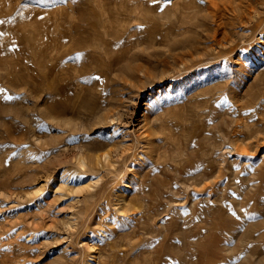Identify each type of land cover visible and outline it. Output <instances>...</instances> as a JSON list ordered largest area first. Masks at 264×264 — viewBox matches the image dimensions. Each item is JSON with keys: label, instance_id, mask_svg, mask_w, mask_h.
I'll use <instances>...</instances> for the list:
<instances>
[{"label": "rangeland", "instance_id": "obj_1", "mask_svg": "<svg viewBox=\"0 0 264 264\" xmlns=\"http://www.w3.org/2000/svg\"><path fill=\"white\" fill-rule=\"evenodd\" d=\"M0 20V264H264V0H0Z\"/></svg>", "mask_w": 264, "mask_h": 264}, {"label": "bare ground", "instance_id": "obj_2", "mask_svg": "<svg viewBox=\"0 0 264 264\" xmlns=\"http://www.w3.org/2000/svg\"><path fill=\"white\" fill-rule=\"evenodd\" d=\"M3 12H5V11H3ZM2 12V13H3ZM2 15V14H1ZM4 19V18H3ZM97 22V21H96ZM72 26V25H71ZM2 29V28H1ZM70 29V28H69ZM3 30V29H2ZM20 30V29H19ZM60 30V29H59ZM128 31V30H127ZM0 32H1V30H0ZM21 33V32H20ZM111 33V32H110ZM24 34V33H23ZM17 35H18V33H17ZM105 35V34H104ZM2 36V35H1ZM20 36V35H19ZM27 35L25 34V35H23V38H24V40H28L27 39V37H26ZM22 37V36H21ZM9 39H10V37H8ZM7 38V39H8ZM23 38H20L19 40L21 41V39H23ZM105 38H106V36H105ZM19 41V42H20ZM183 41V40H182ZM187 41H189V40H187ZM5 43H6V41H4ZM24 42V41H23ZM139 42V41H138ZM181 42V41H180ZM5 43H4V45H5ZM8 43V42H7ZM9 43H10V40H9ZM153 43V42H152ZM11 44V43H10ZM20 44H22V43H20ZM175 44H176V42H175ZM175 44H173V45H175ZM182 44V43H181ZM12 45V44H11ZM26 45V44H25ZM139 45V44H138ZM5 46H7V45H5ZM177 46H178V48H180L179 47V44H177ZM182 46H183V44H182ZM189 46V45H188ZM12 48H13V46H11ZM2 48V47H1ZM165 48V47H164ZM174 47H172L171 46V48L169 49L170 50V52H171V49H173ZM5 49V48H4ZM7 49V48H6ZM6 49H5V51H6ZM114 49V48H113ZM166 49V48H165ZM165 49H164V51H163V49H161L160 51L161 52H163V53H165L166 54V52H165ZM175 49V48H174ZM176 49H177V47H176ZM193 49V48H192ZM1 50V49H0ZM9 49H7V51H8ZM14 50H15V48H14ZM168 50V49H167ZM188 50V49H187ZM191 50V49H190ZM189 50V51H190ZM4 51V50H3ZM10 51V50H9ZM158 52V53H161V52ZM186 51V50H185ZM189 51H186V52H189ZM192 51H194V49L192 50ZM169 52V51H168ZM176 55H177V52H175V51H173ZM180 52V51H179ZM11 53V52H10ZM157 53V52H156ZM181 53V52H180ZM179 53V55H177V56H172L173 57V59H176V62H181V63H183V61L185 60V62H186V60L187 59H185V56H188L187 54H189V55H193L192 53H191V51L189 52V53H185L184 51L182 52V55ZM184 53V54H183ZM11 54H13V53H11ZM15 54V53H14ZM26 54V53H25ZM148 54H150V53H148ZM172 54V53H171ZM157 55V54H156ZM162 55V54H161ZM174 55V54H173ZM11 56V55H10ZM59 56H60V54H59ZM170 56V55H169ZM194 56V55H193ZM5 57V56H4ZM15 57V56H14ZM188 57H190V56H188ZM159 58V57H158ZM162 58H164V57H162ZM129 59V58H128ZM148 59V58H147ZM192 59H194L193 57H192ZM161 60H163V59H161ZM175 61V60H174ZM194 61H195V59H194ZM148 62H149V60H148ZM166 61H164V63H165ZM184 62V63H185ZM188 62H190V60L188 61ZM129 63V62H128ZM130 63H132L131 61H130ZM167 63V62H166ZM173 63H175V62H173ZM187 63V62H186ZM5 64V63H4ZM4 64H3V66H4ZM135 64H137V63H135ZM148 64H150V63H148ZM177 64V63H176ZM190 64V63H189ZM194 64H195V62H194ZM6 66H7V64H5ZM10 65L11 64H9V67H10ZM14 65V64H13ZM126 65H128V64H126ZM139 65V64H138ZM180 65V64H179ZM187 65V64H186ZM185 65V66H186ZM129 66V65H128ZM127 66V67H128ZM168 66V65H167ZM173 66V65H172ZM172 66H170V67H172ZM178 66V65H177ZM183 66V65H182ZM12 67H14V66H11V69H12ZM126 67V66H125ZM140 67V66H139ZM166 67V66H165ZM14 68H16V67H14ZM128 68H130V67H128ZM132 68V67H131ZM129 69V70H132V71H134L133 69ZM174 69H175V65H174V67H173ZM178 68V67H177ZM177 68H176V70H177ZM141 69V68H140ZM139 69V70H140ZM151 69V68H150ZM153 69V68H152ZM179 69V68H178ZM1 70V69H0ZM10 70V69H9ZM16 70V69H15ZM15 70H12V71H14V73H15ZM125 70H127L128 71V69H125ZM136 70V69H135ZM175 70V71H176ZM11 71V70H10ZM131 71V72H132ZM159 71V74H157V73H154V72H152V71H150V70H145L144 69V75H145V80H140L141 81V83H139V84H141L142 86L140 87V88H144L145 86H147L148 84H150L151 82H152V80H164L165 79V75L167 74V72L166 71H164V69L161 71V70H158ZM157 71V72H158ZM161 71V72H160ZM174 71V72H175ZM181 71V70H180ZM135 72V71H134ZM138 72V71H137ZM179 72V71H178ZM133 73V72H132ZM139 74V73H138ZM1 75H3V74H1ZM134 75V74H133ZM140 75H141V73H140ZM143 75V76H144ZM15 76V75H14ZM130 76L132 77V75L130 74ZM129 76V77H130ZM135 76H136V74H135ZM142 76V75H141ZM142 76V77H143ZM138 77V76H137ZM141 78V77H140ZM166 78H167V76H166ZM9 79V78H8ZM7 79V80H8ZM127 79V78H126ZM134 79V78H133ZM1 81H2V79H1ZM1 81H0V83H1ZM4 81H6V80H4ZM12 81V80H11ZM138 81V80H137ZM7 82V81H6ZM9 82H10V80H9ZM150 82V83H149ZM15 83V82H14ZM130 83V82H129ZM132 84V83H131ZM138 88H139V86H138ZM3 92V91H2ZM112 109V108H111ZM114 109V108H113ZM109 113H111V110L110 109H108L107 110ZM112 111H114L115 112V110H112ZM105 113H107V112H105ZM113 113V112H112ZM115 115V114H114ZM105 116H106V119H107V117H109V114L107 113V114H105ZM111 116V115H110ZM236 148V147H235ZM234 149V148H233ZM232 149V150H233ZM243 150H245V149H243ZM111 153H109V152H106L105 153V156H108V157H110L111 155H110ZM78 161H79V163L81 164V165H84V163H86V164H88V165H92V166H94V164H99V163H101V161H102V155H88V157L84 154V152L82 153V154H80V156H79V159H78ZM111 162V161H110ZM200 175V174H199ZM199 177V176H198ZM215 182H217V181H215ZM89 264H92V262H90Z\"/></svg>", "mask_w": 264, "mask_h": 264}, {"label": "snow or ice", "instance_id": "obj_3", "mask_svg": "<svg viewBox=\"0 0 264 264\" xmlns=\"http://www.w3.org/2000/svg\"><path fill=\"white\" fill-rule=\"evenodd\" d=\"M38 2L39 3H44L45 2V0H38ZM169 2H171V0H169ZM41 18H43V17H41ZM5 23V21H3V20H0V24H4ZM0 35H3L2 33H0ZM76 59H79V57H76ZM97 79H99V77H97ZM0 91H3L2 89H0ZM8 99H11V97H8Z\"/></svg>", "mask_w": 264, "mask_h": 264}]
</instances>
